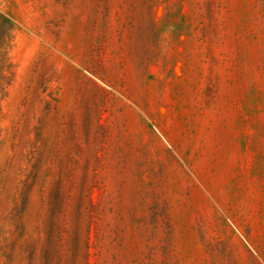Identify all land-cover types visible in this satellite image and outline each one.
<instances>
[{"label":"rangeland","instance_id":"374dc122","mask_svg":"<svg viewBox=\"0 0 264 264\" xmlns=\"http://www.w3.org/2000/svg\"><path fill=\"white\" fill-rule=\"evenodd\" d=\"M0 264H264V0H0Z\"/></svg>","mask_w":264,"mask_h":264}]
</instances>
